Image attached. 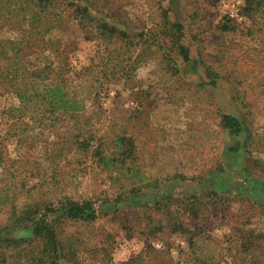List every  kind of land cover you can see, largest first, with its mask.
I'll return each mask as SVG.
<instances>
[{"label":"rangeland","instance_id":"374dc122","mask_svg":"<svg viewBox=\"0 0 264 264\" xmlns=\"http://www.w3.org/2000/svg\"><path fill=\"white\" fill-rule=\"evenodd\" d=\"M4 1L0 264H264V4L55 0L43 39ZM54 82L82 111L16 95Z\"/></svg>","mask_w":264,"mask_h":264},{"label":"trees","instance_id":"16d2710c","mask_svg":"<svg viewBox=\"0 0 264 264\" xmlns=\"http://www.w3.org/2000/svg\"><path fill=\"white\" fill-rule=\"evenodd\" d=\"M53 1L55 0H6L4 1L5 5L3 8L5 9V12H9L10 7L16 6L18 8V11H20L19 17H22L23 21L25 22L29 21L31 25L36 24L37 25L36 28L40 32L37 34L42 35L43 39H45V36L47 35V33L49 31H52L54 27L50 26V23L48 24V26L41 27L40 26L42 23L41 20L43 16L47 17L48 15H50V13L48 12V8ZM254 1L255 0H245V3L247 5L246 6L247 11L256 12L257 8L259 6H263L264 4L263 0H256L255 3ZM0 11H1V7H0ZM32 31L33 30L31 27H29L28 31L25 30V28H23L22 33L28 34V38L29 37L31 38V36H33ZM24 38L26 39L25 36ZM49 38H47L46 41H48ZM15 46H18V44L16 43ZM14 51H15V48L12 49L13 53H15ZM19 53H20V50L17 53L18 59L14 58V59H17V64H18V61H20ZM5 66L7 65H0V71L3 68H5ZM6 72H8V69H6ZM13 73H14V79H17L18 70L13 69ZM49 73L45 72V75ZM0 76H1V73H0ZM16 95L18 96L20 101L23 103H25L26 101H28L29 99L33 97H36V99L38 100H42L44 103L47 104V107H48L47 109L49 110L51 114H56L58 112H61L62 114L74 116L73 114H77L80 111H82V107H83L81 102L77 100L74 95H71L64 88V86H62L61 83H57V82H54L49 85L46 84V85H43L42 87L38 85L31 86V89L28 87H23L21 90H19V92ZM227 119L234 121L232 118H228V117L224 118V120H227ZM232 126L235 127L236 129L238 128V126L234 124H231L229 127H232ZM94 155L97 156L98 158L97 161L102 166L103 169L110 170V164L113 161V158L106 156V155L98 154V153ZM63 208H64V211H67L68 216L72 219L86 220V219H89V217L93 218L92 216L94 214L93 213L94 211H93V208L90 206L89 202L80 204L75 201H69V202L66 201V206H63ZM33 231L35 233V236L42 237V230L40 229L39 223L34 224ZM48 242L51 244L55 243L53 241H48ZM49 247L50 249L52 248V246H49ZM72 255L74 254L72 253ZM43 257L50 262L53 261L52 259H56V260L58 259V256L53 257L51 255H46ZM138 261L141 262L140 257L131 259L121 264H138Z\"/></svg>","mask_w":264,"mask_h":264},{"label":"crops","instance_id":"0c3cea01","mask_svg":"<svg viewBox=\"0 0 264 264\" xmlns=\"http://www.w3.org/2000/svg\"><path fill=\"white\" fill-rule=\"evenodd\" d=\"M176 180H179V179H176ZM175 180V181H176ZM251 182H253V181H251ZM180 184L181 183H178V182H173L172 184H171V186H169V187H167L168 188V190H166L167 191V193H174L175 191L173 190V191H171L170 189H172V188H174L175 187V185L176 186H178V187H180ZM244 187H239L238 188V193L240 194V195H242V194H246V193H248V195H252V194H254L255 193V189H254V186H253V188H249V189H253V191L252 192H248V188H247V190L246 189H243ZM180 189V188H179ZM176 193L177 194H180V191H176ZM176 194V195H177ZM166 195V194H165ZM248 195H247V197H248ZM254 198V197H253Z\"/></svg>","mask_w":264,"mask_h":264},{"label":"built area","instance_id":"2783aa9c","mask_svg":"<svg viewBox=\"0 0 264 264\" xmlns=\"http://www.w3.org/2000/svg\"><path fill=\"white\" fill-rule=\"evenodd\" d=\"M231 17H233V16H231Z\"/></svg>","mask_w":264,"mask_h":264}]
</instances>
